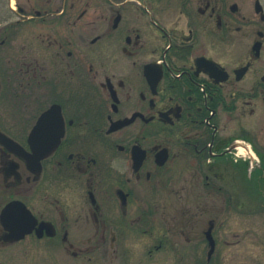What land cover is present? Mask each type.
Segmentation results:
<instances>
[{
	"label": "flooded vegetation",
	"instance_id": "flooded-vegetation-1",
	"mask_svg": "<svg viewBox=\"0 0 264 264\" xmlns=\"http://www.w3.org/2000/svg\"><path fill=\"white\" fill-rule=\"evenodd\" d=\"M260 137L264 0H0V251L219 264L211 203Z\"/></svg>",
	"mask_w": 264,
	"mask_h": 264
},
{
	"label": "rangeland",
	"instance_id": "rangeland-1",
	"mask_svg": "<svg viewBox=\"0 0 264 264\" xmlns=\"http://www.w3.org/2000/svg\"><path fill=\"white\" fill-rule=\"evenodd\" d=\"M260 154L252 164L229 174V186L234 203L227 204L221 197L211 203L213 215L218 218L221 238L233 243L221 245L217 252L219 264H264V137L258 141ZM244 170V171H243ZM229 212V213H228ZM228 232H234L233 237ZM131 259L142 264H176V257L168 251L155 252L147 257L142 246L135 242ZM205 256V252H203ZM101 257L88 262L85 257H74L55 240H25L0 251V264H102Z\"/></svg>",
	"mask_w": 264,
	"mask_h": 264
},
{
	"label": "water",
	"instance_id": "water-1",
	"mask_svg": "<svg viewBox=\"0 0 264 264\" xmlns=\"http://www.w3.org/2000/svg\"><path fill=\"white\" fill-rule=\"evenodd\" d=\"M12 208H13V204H10L9 206L6 207L4 213L6 215L10 216ZM13 228H14L13 233H14V238L15 239L22 238L24 236V234L27 232V231H24L25 229L22 228L21 226H18V227L14 226ZM26 230H29V229H26ZM211 231H212V225L208 228V230L206 232L208 234V236H211Z\"/></svg>",
	"mask_w": 264,
	"mask_h": 264
}]
</instances>
